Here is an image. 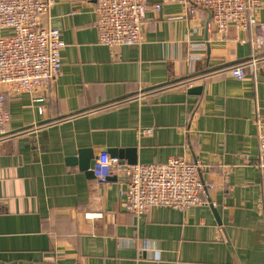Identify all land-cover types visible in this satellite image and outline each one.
<instances>
[{"label": "crops", "instance_id": "1", "mask_svg": "<svg viewBox=\"0 0 264 264\" xmlns=\"http://www.w3.org/2000/svg\"><path fill=\"white\" fill-rule=\"evenodd\" d=\"M95 9L96 0H55L44 24L64 46L48 91L0 82L11 115L0 138V264H264V37L236 27L218 36L207 9L169 2L147 12L141 45L110 48L99 43ZM11 34L0 28V39ZM37 97L47 99L43 115ZM109 149L129 151L125 166L200 165L211 205L135 216L124 175L103 185L70 163Z\"/></svg>", "mask_w": 264, "mask_h": 264}, {"label": "built area", "instance_id": "2", "mask_svg": "<svg viewBox=\"0 0 264 264\" xmlns=\"http://www.w3.org/2000/svg\"><path fill=\"white\" fill-rule=\"evenodd\" d=\"M169 2L207 9L209 25L218 36L225 37L230 27H236L257 28L264 37V24L254 15L260 0H160L152 6L149 0H96L99 43L110 48L141 45L147 12L150 8L160 12ZM54 3L55 0H0V28L12 30L11 35L0 39V82L11 85L15 93L48 91L61 75L64 46L61 32L44 24ZM232 75L241 81L246 78V71L237 67ZM46 100L34 99L41 115L46 111ZM6 105L7 97L0 93V136L6 133L11 120ZM258 139L257 167L261 174L260 204L264 215V131L259 132ZM93 173L103 185L111 176L121 174L127 178L121 195L126 199V210L135 216L153 207L188 210L211 204L207 191L214 185L201 180L200 165L182 157H173L163 164L122 166L104 152Z\"/></svg>", "mask_w": 264, "mask_h": 264}, {"label": "water", "instance_id": "3", "mask_svg": "<svg viewBox=\"0 0 264 264\" xmlns=\"http://www.w3.org/2000/svg\"><path fill=\"white\" fill-rule=\"evenodd\" d=\"M148 90H150V89H147L146 91H148ZM194 91H199V90L196 89ZM49 122H51V121L50 120L42 121V122L38 123L37 126L45 125V124H47ZM32 127L33 126L26 127V128L20 129L19 131H14V132H20V131L28 130V129L32 128ZM5 135H7V134L5 133V134L1 135L0 138L4 137ZM128 152L129 151L119 150V149H109L107 151V153L110 154L111 159L116 160L117 163L119 165H122V166H123V163H121V160H123V158L126 155H128ZM70 163L78 165L80 167V169L82 171H84L88 177L95 178V175L93 173V169H94V166L96 164V160L90 154H88V151H80L78 156L76 157V159L71 160ZM128 164H129L128 166H135V165H137V161L131 159V161H129ZM215 213L217 214L216 210H215Z\"/></svg>", "mask_w": 264, "mask_h": 264}]
</instances>
